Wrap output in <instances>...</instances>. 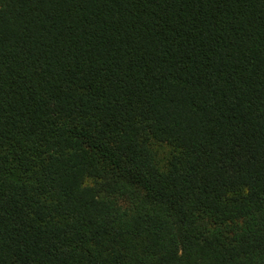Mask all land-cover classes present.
<instances>
[{"label": "trees", "instance_id": "1", "mask_svg": "<svg viewBox=\"0 0 264 264\" xmlns=\"http://www.w3.org/2000/svg\"><path fill=\"white\" fill-rule=\"evenodd\" d=\"M0 264H264V0H0Z\"/></svg>", "mask_w": 264, "mask_h": 264}]
</instances>
